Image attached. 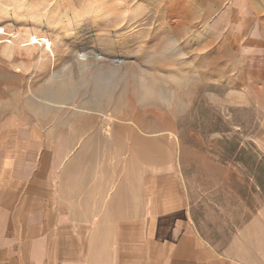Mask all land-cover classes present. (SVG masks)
<instances>
[{
    "label": "rangeland",
    "instance_id": "obj_1",
    "mask_svg": "<svg viewBox=\"0 0 264 264\" xmlns=\"http://www.w3.org/2000/svg\"><path fill=\"white\" fill-rule=\"evenodd\" d=\"M247 1L223 18L187 0H0V129L80 143L124 184L181 196L217 252L264 264V0Z\"/></svg>",
    "mask_w": 264,
    "mask_h": 264
},
{
    "label": "crops",
    "instance_id": "obj_2",
    "mask_svg": "<svg viewBox=\"0 0 264 264\" xmlns=\"http://www.w3.org/2000/svg\"><path fill=\"white\" fill-rule=\"evenodd\" d=\"M187 1L223 18L250 3ZM82 150L0 129V264H245L202 240L181 196L124 184L104 163L80 159Z\"/></svg>",
    "mask_w": 264,
    "mask_h": 264
},
{
    "label": "bare ground",
    "instance_id": "obj_3",
    "mask_svg": "<svg viewBox=\"0 0 264 264\" xmlns=\"http://www.w3.org/2000/svg\"><path fill=\"white\" fill-rule=\"evenodd\" d=\"M36 35H37V34H35V35L33 36V38H31V40H32L31 43H35V42H38V41L40 40ZM45 38H46V37H45ZM31 40H30V41H31ZM45 40H46L45 42L47 43V47L50 48V47H51V42H50L47 38H46ZM40 42H41V41H40ZM40 42H39V43H40ZM82 57H83V58H86L87 56H86L85 54H83ZM96 57H97V58H101L100 55H96ZM68 83H69V82H68ZM108 129H109V128H108ZM108 131L110 132V129H109Z\"/></svg>",
    "mask_w": 264,
    "mask_h": 264
}]
</instances>
